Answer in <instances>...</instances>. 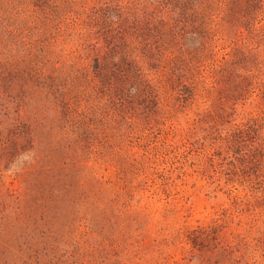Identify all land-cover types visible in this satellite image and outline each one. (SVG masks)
<instances>
[{
  "label": "trees",
  "instance_id": "16d2710c",
  "mask_svg": "<svg viewBox=\"0 0 264 264\" xmlns=\"http://www.w3.org/2000/svg\"><path fill=\"white\" fill-rule=\"evenodd\" d=\"M260 56L264 0H0V264H55L63 236L67 264H86L77 250L90 234L110 247L92 264H177L160 252L175 241L152 237L150 212L132 207L123 150L163 115L217 125L215 88ZM192 242L187 262L225 264Z\"/></svg>",
  "mask_w": 264,
  "mask_h": 264
},
{
  "label": "rangeland",
  "instance_id": "374dc122",
  "mask_svg": "<svg viewBox=\"0 0 264 264\" xmlns=\"http://www.w3.org/2000/svg\"><path fill=\"white\" fill-rule=\"evenodd\" d=\"M221 57L218 54V60ZM262 59L230 85L215 88L220 90L217 109L222 115L217 125L196 124L194 110L170 118L163 115L156 129L141 134L140 140L123 150L131 166L128 180L136 187L132 207L150 212L152 237L175 241L171 248L161 244L160 252H170L177 264H198L196 259L187 262L192 238L223 250L225 264H264ZM203 101L198 102V113L209 109V102ZM116 167L117 163H110L106 176L113 177ZM14 172L6 174L8 181L21 191V179ZM69 240L63 236L52 244L56 250L49 254L56 256L55 264L70 261L73 246ZM81 242L80 262L100 263L108 257L110 247L100 238L90 234ZM153 257H159V252Z\"/></svg>",
  "mask_w": 264,
  "mask_h": 264
}]
</instances>
